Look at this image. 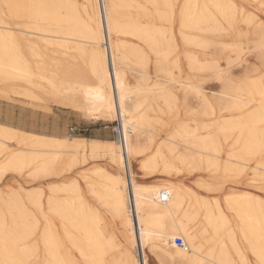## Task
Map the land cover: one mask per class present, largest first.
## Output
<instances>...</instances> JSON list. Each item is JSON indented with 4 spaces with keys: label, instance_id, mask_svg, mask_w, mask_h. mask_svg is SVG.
<instances>
[{
    "label": "bare ground",
    "instance_id": "6f19581e",
    "mask_svg": "<svg viewBox=\"0 0 264 264\" xmlns=\"http://www.w3.org/2000/svg\"><path fill=\"white\" fill-rule=\"evenodd\" d=\"M1 2L2 97L122 124L120 145L0 123V264L264 260V0ZM14 30L61 40V65Z\"/></svg>",
    "mask_w": 264,
    "mask_h": 264
},
{
    "label": "rangeland",
    "instance_id": "374dc122",
    "mask_svg": "<svg viewBox=\"0 0 264 264\" xmlns=\"http://www.w3.org/2000/svg\"><path fill=\"white\" fill-rule=\"evenodd\" d=\"M99 1V6L100 10L102 9V4L101 0ZM5 4H3L0 0V16L2 15L3 17L6 16L4 8ZM4 11V12H3ZM12 22L14 23H21L19 20H13ZM14 28H19L18 26H15ZM15 34L18 36L23 35L27 36L30 41L35 43L36 46H38L39 50V55H42V60H45V64H42L44 66V69L46 70H51L52 68H56L58 65V61H61V56L58 54V45L57 43L60 42L62 43L61 40L58 39H48L51 40L52 42L56 43L48 47L45 45V38L44 36H38V35H30L27 33H21L18 30L13 31ZM105 32V29H104ZM64 42V41H63ZM104 43V50L106 51L108 55V59H111V54L109 53L110 47L109 43H107V40L103 41ZM257 54V55H256ZM258 57V53L254 52L253 54L250 55V65L251 67L254 65H259L262 66V62ZM181 64V63H180ZM65 65V64H63ZM222 65L225 66L224 62H222ZM32 69L35 70V64H32ZM157 65L154 64V66L151 67L150 72L152 74H156L155 67ZM246 67V66H245ZM264 70V67H263ZM234 74L236 77H241L243 75V70L241 68H235L234 69ZM152 80H160L159 78H154L152 77ZM209 80V81H207ZM221 84L217 81H213L212 79H206L205 87L208 90V92H218L221 89ZM19 89V88H18ZM35 95L38 97L36 100L31 101L30 98L25 97V96H18V95H12V100H8L0 94V123L3 124H9L11 126H14L16 128H19L21 130H24L26 132L30 133H36V134H43L47 136H52L56 138H61V139H71L72 137L76 138H84V137H89L93 138L100 133L98 131H102L101 135L105 137L107 140H102V141H107V142H119L121 145V141H119L118 134H117V128H121V120L119 118L115 119H102V120H97L94 118H85L83 115L80 113L72 110V109H67V108H62V107H57V106H49L47 108H42L46 104V101L44 99V96L41 95L40 93H35ZM50 108V109H49ZM56 114L61 115L60 117H57ZM57 119V120H56ZM61 123L62 130L59 132L53 131L52 127L54 123ZM77 126L78 131L75 132L74 134L71 133V128ZM173 126L171 127V129ZM165 129L164 134L168 133L170 130ZM88 139V138H85ZM98 140V139H97ZM122 144L124 146V139L122 138ZM125 150V149H124ZM127 158V156H126ZM127 161V160H126ZM106 161L104 160H98L96 162L94 161H89L85 165H81L79 167H76L74 172L70 174L71 178H76L79 181L82 182L84 186V182L80 179V174L82 173V170H87L88 173L93 172V170L97 167L100 166H105ZM125 174V172H124ZM79 176V177H78ZM126 176L129 178V172L128 175ZM6 180L5 182H7ZM42 186V183L40 184ZM4 188L5 185L4 183H0V188ZM90 200V197H88ZM110 219V218H109ZM139 238V236H138ZM146 252V253H145ZM148 256V251L147 250H142L141 252L139 251V256L140 259L145 256ZM153 264H157V262H153Z\"/></svg>",
    "mask_w": 264,
    "mask_h": 264
},
{
    "label": "crops",
    "instance_id": "0c3cea01",
    "mask_svg": "<svg viewBox=\"0 0 264 264\" xmlns=\"http://www.w3.org/2000/svg\"><path fill=\"white\" fill-rule=\"evenodd\" d=\"M56 116H57V117H60L61 115L56 114ZM56 120H57V119H56ZM52 129H53V131H55V132H59V131H61V130H62L61 123H59V121H58V123H57V122L54 123ZM71 129H76L75 132H77V131L79 130L77 126H74V127H72ZM98 133H100V135H98V136H96V137H93V138L84 137V138H88V139H98V140H107L105 137H103V136L101 135V133H103L101 130L98 131Z\"/></svg>",
    "mask_w": 264,
    "mask_h": 264
},
{
    "label": "built area",
    "instance_id": "2783aa9c",
    "mask_svg": "<svg viewBox=\"0 0 264 264\" xmlns=\"http://www.w3.org/2000/svg\"><path fill=\"white\" fill-rule=\"evenodd\" d=\"M76 131V129H71V133L74 134ZM175 245L178 246L179 248L187 251L188 250V247L186 246L185 242L183 241V239L181 238H177L175 240Z\"/></svg>",
    "mask_w": 264,
    "mask_h": 264
},
{
    "label": "snow or ice",
    "instance_id": "6c2138e0",
    "mask_svg": "<svg viewBox=\"0 0 264 264\" xmlns=\"http://www.w3.org/2000/svg\"><path fill=\"white\" fill-rule=\"evenodd\" d=\"M123 107V104H121V108ZM248 264H252L251 261L248 262ZM259 264H264V260L259 261Z\"/></svg>",
    "mask_w": 264,
    "mask_h": 264
}]
</instances>
